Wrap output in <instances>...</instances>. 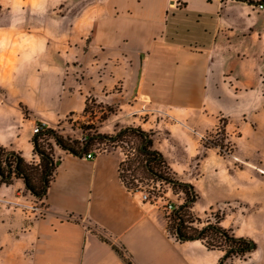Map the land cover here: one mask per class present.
Returning <instances> with one entry per match:
<instances>
[{
  "label": "crops",
  "instance_id": "obj_1",
  "mask_svg": "<svg viewBox=\"0 0 264 264\" xmlns=\"http://www.w3.org/2000/svg\"><path fill=\"white\" fill-rule=\"evenodd\" d=\"M258 1L0 0V55L11 57L0 63V145L28 161L35 123L54 128L91 97L133 112L148 102L171 118L153 149L192 185L201 217L234 197L217 147L191 166L203 134L223 121L239 147L264 123ZM55 161L34 219L17 204L29 194L21 178L0 186V264H218L223 256L200 239L169 236L165 214L121 181L119 154L63 150Z\"/></svg>",
  "mask_w": 264,
  "mask_h": 264
},
{
  "label": "rangeland",
  "instance_id": "obj_2",
  "mask_svg": "<svg viewBox=\"0 0 264 264\" xmlns=\"http://www.w3.org/2000/svg\"><path fill=\"white\" fill-rule=\"evenodd\" d=\"M50 38L52 39L51 36ZM3 61L10 64L11 57L4 54L0 55V63ZM86 104V111L76 115H68L52 129L71 144L76 141L82 145V142L91 139L88 150L100 147L119 154L124 159L121 161V168L124 171L123 175L127 176L126 181L130 188H144L151 179L155 180L156 177H159L150 168L171 180L179 181L172 174L166 161L149 168L145 165V156L139 152V147L144 144L145 135L146 139L150 140V150H155L153 149V139L156 138V132L157 146H159L158 143L164 141L165 122L166 119H171L164 109L142 101L141 111L135 109L136 111L133 112L131 107H121L119 102L105 103L93 97L87 98ZM156 121L157 125H155ZM223 126L224 122L219 121L216 128L203 134L201 140L203 147L197 155V161H193L191 166L194 167L195 163H198V160L205 155L207 147L204 144L210 146V142L218 143L221 146V148L217 147L219 154L224 156L229 171L234 173L231 178L234 182V197L220 202L215 208L206 210L204 214H201V217L197 216L191 209L190 216L194 220L192 225L198 228L209 223L219 222L220 225V222L225 219V222H230L232 227L224 229L228 230L231 235L239 234L246 238L248 252L241 255H231L222 264H264V123L253 124L255 130L253 139L250 142H240L239 147H235L226 133L220 130ZM132 128H139L146 134L140 136ZM119 132L122 133L116 137ZM97 134L106 135L108 138L99 140ZM40 143L53 160H56L63 152V149L55 143L51 136H43ZM32 154V157L26 161L34 168L32 173L37 170L33 181L39 186L38 166L40 158L34 151ZM235 156L241 160L235 159ZM173 187L175 190H181L175 184ZM26 191L28 190L26 189ZM19 197L18 206L23 211L29 210V216L33 219L37 217L39 208L42 206L40 198L30 192L28 197L20 195ZM195 218H199V222ZM206 241L214 247L228 248V244L220 236H209ZM250 241L255 244V248L250 249L248 247Z\"/></svg>",
  "mask_w": 264,
  "mask_h": 264
},
{
  "label": "trees",
  "instance_id": "obj_3",
  "mask_svg": "<svg viewBox=\"0 0 264 264\" xmlns=\"http://www.w3.org/2000/svg\"><path fill=\"white\" fill-rule=\"evenodd\" d=\"M240 1H247L248 3H253L252 0H240ZM264 2V0H259ZM87 110V104H85V108L83 111ZM133 130L137 131L140 136L145 135L146 133L139 128H132ZM225 133L224 126L220 128ZM122 132H119L116 137H118ZM43 136H51L53 137L55 143L63 150L68 151L72 154L79 155L88 151L91 139H88L82 142V145L78 144V142L69 143L67 142L62 136L58 135L52 128H44L40 132L33 134L32 137V144H33V151L37 154L40 158L39 170H38V179L40 180V185H36L33 181V177H36V172L32 173L34 169L31 164H29L19 153L8 150L2 145H0V186L1 185H9L12 183L13 178H21L23 180L25 188L34 196L41 198L46 191L50 176L54 169V162L53 158L50 156L48 152H46L40 143V139ZM108 138L106 135L97 134V139L103 140ZM144 144L139 147V152L145 156V165L147 167H152L155 165H160L164 163V158L160 152L157 150H150V140L146 139ZM84 146V147H83ZM205 147H218L221 146L218 143L210 142V146L204 144ZM36 169V168H35ZM154 174L158 175L161 178L169 179L163 174L153 170ZM124 180V185L127 187L128 182L126 181L127 176L122 175L120 179ZM171 180V179H169ZM174 184L183 190L185 194V199L177 206V208L172 212L170 216V220H168V230L170 232H174L178 240H191V239H200L203 241L205 246L209 249L219 248L222 249L220 246L214 247L212 244L210 245L206 239L209 236H220L222 237L225 242L228 244L227 249H222L224 251L223 256L219 260L218 264H222V262L227 259L229 256L238 254L241 255L243 253L248 252L247 250V240L243 237H236L234 235L229 234L228 230L222 228L217 223H209L202 227H196L192 225L194 222L191 219L190 211L192 209L193 203L197 198V195L193 191V187L191 184L186 182H180L171 180ZM197 222H199V218H195ZM249 247V246H248ZM121 255L123 252L119 249H116ZM127 264H131L127 258H125Z\"/></svg>",
  "mask_w": 264,
  "mask_h": 264
},
{
  "label": "built area",
  "instance_id": "obj_4",
  "mask_svg": "<svg viewBox=\"0 0 264 264\" xmlns=\"http://www.w3.org/2000/svg\"><path fill=\"white\" fill-rule=\"evenodd\" d=\"M256 7L258 9L264 10V2L258 1L256 3ZM45 128V123H35L32 127V133L36 134ZM102 152H113L112 150H108L107 148L94 147L88 150L85 153L79 154L78 156L85 159H92L97 154ZM124 159H122L123 161ZM122 163V162H121ZM121 163L119 165V174L123 175V169L121 168ZM121 181L124 184V180ZM174 182L169 179L156 177L155 180L151 179L149 184H147L144 188H130L129 186H125L130 192H138L140 196V200L150 204L151 206L161 210L167 220H170V216L172 212L182 204L184 201V192L181 190H175ZM31 208H33L31 206ZM169 236L174 239H177L176 234L174 232H170L168 230Z\"/></svg>",
  "mask_w": 264,
  "mask_h": 264
},
{
  "label": "water",
  "instance_id": "obj_5",
  "mask_svg": "<svg viewBox=\"0 0 264 264\" xmlns=\"http://www.w3.org/2000/svg\"><path fill=\"white\" fill-rule=\"evenodd\" d=\"M83 147H84V146H83ZM56 163H57V161L54 162V164H56ZM249 248H250V249L255 248V244H254L252 241H250Z\"/></svg>",
  "mask_w": 264,
  "mask_h": 264
}]
</instances>
